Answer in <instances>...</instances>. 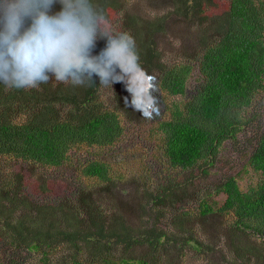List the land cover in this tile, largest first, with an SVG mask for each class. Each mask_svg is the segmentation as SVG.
Wrapping results in <instances>:
<instances>
[{"label": "trees", "instance_id": "1", "mask_svg": "<svg viewBox=\"0 0 264 264\" xmlns=\"http://www.w3.org/2000/svg\"><path fill=\"white\" fill-rule=\"evenodd\" d=\"M163 1L170 3L167 14L146 19L131 12L125 0H100V5L107 16L122 12L121 32L134 37L142 66L146 71L160 72L162 91L184 99L193 61L163 69L156 33L169 24L170 16L199 19L207 0ZM105 45L106 40H99L95 53ZM193 56L199 83L191 99L173 105L169 118L153 123L151 131L157 134L154 140L167 170L179 173L198 169L208 176L224 143L237 140L250 123V108L264 94V0H229L217 37L195 48ZM101 87L98 78L94 84L83 86L47 82L35 88L14 89L0 84V157L43 169L64 168L78 150H105L119 144L126 127L120 111L100 105L97 95ZM145 94L148 96L146 90ZM125 98L130 102L125 84L119 82L117 99L124 110L131 107ZM26 101L38 105L34 119L26 117ZM19 102L23 103V113L7 116L5 110ZM65 110L71 113L70 118L63 117ZM249 167L260 176L257 184L243 191L237 179L228 178L215 187L223 202H200L198 214L204 219L232 216V223L226 227L235 243L233 254L245 264H264V251L245 242L250 236L256 237L264 248V125ZM113 175L110 165L100 159L82 163L77 169L78 192L55 204H38L22 195V175H3L0 243L19 258L29 256L32 264H156L145 256L161 259L174 249L180 253L186 249L206 252L205 243L189 225L182 223L169 231L151 221L143 225L139 219L133 224L121 210L103 204V195L118 196V180ZM181 184L150 192L145 200L158 209L159 205L174 208L190 186L186 181ZM41 188L48 191L44 183ZM137 249L145 250L144 255L136 256ZM6 257L0 254V264L19 262L14 258L9 262Z\"/></svg>", "mask_w": 264, "mask_h": 264}, {"label": "rangeland", "instance_id": "2", "mask_svg": "<svg viewBox=\"0 0 264 264\" xmlns=\"http://www.w3.org/2000/svg\"><path fill=\"white\" fill-rule=\"evenodd\" d=\"M228 2L229 0H207L204 6L205 11L199 19L192 21L170 16L169 24L156 33V46L161 54L159 65L163 69L193 61V73L184 99L162 91L159 86L160 72L156 71H147L149 80L145 88L148 94L146 115L132 106L127 107L126 110L120 107L119 99H117V83L112 87L102 86L97 95L100 105L104 109L120 111V119L126 127L124 139L119 144L107 147L105 150L86 148L78 150L71 154V163L64 168L43 169L30 164L10 162L0 157V179L3 175L8 178L22 175V195L38 204H55L64 198L75 196L78 192L77 169L79 166L82 163L100 159L110 165L114 173L113 178L118 180V196L103 195L105 197L101 198L103 204L115 210H121L133 224L138 223L139 219L143 225L151 221L169 231H173L176 225H182V223L189 225L193 234L206 245L205 253H196L189 249L180 253V250L174 249L161 259L145 256L151 261L150 263L227 264L234 262L245 264L244 259L235 257L232 252L235 243L226 227L232 223V216L215 215L204 219L198 213H200V202L206 200L223 202L222 197L215 193V187L228 178L237 179L243 191L259 182L260 176L250 169L249 161L264 125V94L259 95L260 97L250 108L247 114L250 123L238 135L237 140L224 143L215 166L209 169L208 176H204L198 169L194 172L179 173L167 170L158 152V144L154 140L157 134L151 131L153 123L169 118L170 108L173 105L191 99L199 83L198 64L196 57L193 56L194 50L215 40L218 25L227 11ZM125 4L128 9L133 10L131 12L140 13L144 19L165 15L170 7V3L165 4L163 0H125ZM56 6L54 10H59L60 6L58 4ZM122 17V12L114 11L109 14L110 28L114 33L122 31ZM144 25L149 26L148 23ZM99 40L101 39H98L97 44ZM49 82L57 86L60 81L52 78ZM21 105L23 103L19 102L5 110L7 116L14 117L22 114ZM24 106L27 108L26 117L30 116L34 119L38 105L26 101ZM62 115L64 118L72 116L66 110L62 112ZM181 181H186L190 186L188 192L174 208L172 205H159L158 209L145 200L150 192H156L171 184L182 185ZM42 183L47 186L48 191L42 190ZM141 217H144V220ZM245 242L264 251L259 238L250 236ZM3 244L0 243V254L6 255V260L9 262L14 258L19 261L18 264L33 263L27 255L23 254L24 256L19 258L11 254L13 250L7 249ZM144 253L143 249L135 251L136 256L144 255ZM183 253L185 256H182Z\"/></svg>", "mask_w": 264, "mask_h": 264}, {"label": "clouds", "instance_id": "3", "mask_svg": "<svg viewBox=\"0 0 264 264\" xmlns=\"http://www.w3.org/2000/svg\"><path fill=\"white\" fill-rule=\"evenodd\" d=\"M98 39L106 45L95 53ZM52 78L73 86L123 82L126 103L147 114L149 76L135 39L111 30L100 0H0V84L35 88Z\"/></svg>", "mask_w": 264, "mask_h": 264}]
</instances>
